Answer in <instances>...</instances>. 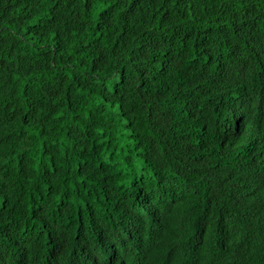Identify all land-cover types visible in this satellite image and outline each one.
<instances>
[{"label": "trees", "instance_id": "trees-1", "mask_svg": "<svg viewBox=\"0 0 264 264\" xmlns=\"http://www.w3.org/2000/svg\"><path fill=\"white\" fill-rule=\"evenodd\" d=\"M230 101L264 131V0H0V264H264Z\"/></svg>", "mask_w": 264, "mask_h": 264}, {"label": "rangeland", "instance_id": "rangeland-1", "mask_svg": "<svg viewBox=\"0 0 264 264\" xmlns=\"http://www.w3.org/2000/svg\"><path fill=\"white\" fill-rule=\"evenodd\" d=\"M227 109H232L235 108L238 111H241L245 116L246 119L249 121L250 123V131L246 132L244 131L240 136L237 137L235 144L236 147L233 150H230L229 148H224L223 149V154L224 155H231L233 157H236L239 154V149L241 148V145L246 146L248 141L247 140H251L249 138V136L251 138H253L255 136V138L257 137V139L259 141H262L264 143V132L259 124V122L257 121L256 118V113L252 110L251 106L245 103H241L238 101H230L226 104ZM220 130V129H218ZM218 130H214V133H218ZM129 136L132 137L131 132L128 131ZM123 261V260H122Z\"/></svg>", "mask_w": 264, "mask_h": 264}, {"label": "clouds", "instance_id": "clouds-1", "mask_svg": "<svg viewBox=\"0 0 264 264\" xmlns=\"http://www.w3.org/2000/svg\"><path fill=\"white\" fill-rule=\"evenodd\" d=\"M262 130H263V128H262ZM264 132V131H263ZM260 142H262V141H260ZM263 143V142H262ZM264 144V143H263ZM236 145V144H235ZM128 260H129V258H128ZM124 264H126V263H124Z\"/></svg>", "mask_w": 264, "mask_h": 264}]
</instances>
